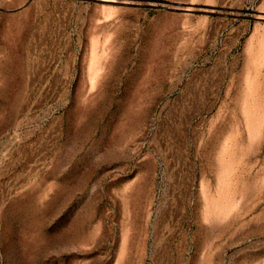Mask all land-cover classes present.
I'll return each mask as SVG.
<instances>
[{
    "label": "rangeland",
    "instance_id": "374dc122",
    "mask_svg": "<svg viewBox=\"0 0 264 264\" xmlns=\"http://www.w3.org/2000/svg\"><path fill=\"white\" fill-rule=\"evenodd\" d=\"M0 264H264V0H0Z\"/></svg>",
    "mask_w": 264,
    "mask_h": 264
}]
</instances>
